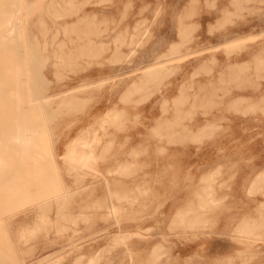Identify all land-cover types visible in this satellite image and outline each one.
<instances>
[{"label": "rangeland", "instance_id": "rangeland-1", "mask_svg": "<svg viewBox=\"0 0 264 264\" xmlns=\"http://www.w3.org/2000/svg\"><path fill=\"white\" fill-rule=\"evenodd\" d=\"M21 2L11 36L37 50L28 90L52 95L39 155L57 182L0 180V264H264V0ZM59 176L69 198L46 205Z\"/></svg>", "mask_w": 264, "mask_h": 264}, {"label": "bare ground", "instance_id": "bare-ground-1", "mask_svg": "<svg viewBox=\"0 0 264 264\" xmlns=\"http://www.w3.org/2000/svg\"><path fill=\"white\" fill-rule=\"evenodd\" d=\"M21 1L22 0H0V152L1 150L5 149L10 155L9 166L6 167V169H4L1 166V164L3 165V163H1L2 156L0 153V163H1L0 164V176H2V179L0 180H3V177H6V178L10 177L13 187H16L18 191L22 190V192L21 191L19 192L23 193L26 190L28 191L29 188L33 189L37 187L38 189V187L42 188V185L44 187H47L51 182H53V179L55 176H53V173H47L44 176H42V170H41L42 169V157H40L39 155L42 152V143H44V140L42 138V133L48 132L49 130L48 126H46L45 124H47L52 118V114L49 111V105L52 100V97H51L52 95L45 94V93L40 94L38 92H30L28 90L30 80L34 82L38 80H42V74L40 76H36V78H33L27 73V70L23 69L24 64L27 62V60L28 62H30V60L32 62L38 60L37 50L32 45L33 48H31V54L27 53L22 46L20 36L16 35L13 38L11 36L12 34L11 32H13V29L19 23V21L17 20V17L20 16L19 6L22 4ZM69 29H71V27ZM73 29H75V26L73 27ZM15 34H16V31H15ZM184 35L186 37L185 30H184ZM197 43L199 44V42ZM261 45H264V43L263 44L261 43ZM232 46L233 45H230V47ZM259 48L260 47H258V49ZM258 49L256 48V50ZM78 50H81V49H78ZM263 51H264V46L262 47L261 52ZM172 52L169 53V55H171ZM28 56H29V59H27ZM198 56L200 57V54ZM260 56H261V53H260ZM207 58L208 57H205L204 59H207ZM212 59L214 58L212 57ZM212 59L210 58L209 60H212ZM227 60L229 61V59ZM206 61H208V59ZM205 63H208V62H205ZM197 66L199 67V64ZM203 66L201 65L200 69H203ZM206 66H204V68ZM158 67L159 66H150L146 68L140 77L141 78L150 77L151 75H153L154 73L158 71L159 69ZM235 68L236 66H232L229 64L228 68L223 71L221 70L222 68L220 66L219 69L221 71L219 75L217 74L218 77L215 76L207 80L209 85L206 86V83H207L206 81H205L206 83L204 82L205 84H203L201 80L197 81V92L199 93L200 91L201 93V91H204L206 94L207 93H210L212 95L213 94L215 95L216 93L218 94L217 90L219 87H217L216 85H219L220 81L224 78V76L231 74L235 70ZM169 69L170 68H168V70ZM237 69L239 70V68ZM193 73H192L193 75L196 74L195 71ZM68 91H71V90H68ZM197 125H199V123L189 125V126H184V127L187 128V130L189 129L190 131V130H194L197 127ZM140 132H142V130H137L136 133H140ZM136 133L130 135V137H128L127 140L129 142L132 140L133 141L138 140L139 137L137 136ZM100 141H101L100 135H95V136L93 135V138L84 140L81 143L82 146L77 155V158L80 161V163L82 164L87 163V159H89L90 157L94 155L93 153L95 152L96 145ZM73 144H74V141L68 144L67 152L63 155V158H65V155L67 156L71 155L73 151V146H74ZM58 159H59V154L56 151H54V156H53L54 165L59 170L60 165H59ZM58 178H59V182L61 183L62 187L59 189V191H53L52 193L53 195H49V196L47 195L48 197H45V199H48L45 202L46 205H47V202L48 204L49 203L51 204V200L54 202L55 201L59 202L60 200H64L66 197L69 198V196H67L68 194L67 185L63 183V180H61L62 178H60V176ZM56 180L57 179H54V181ZM19 192H17L18 193L17 196L21 195L19 194ZM14 196L16 195L14 194ZM18 199L20 198H17V200ZM41 205H42V201L38 203V206H41ZM17 209L18 208H16V210ZM39 211H42V210H39ZM7 218H10V217H7ZM10 221L12 222V220ZM245 227L247 229V232L249 233L251 232L253 225L251 226V224L247 223ZM155 250H158V249L155 248ZM154 252L155 251H153V253ZM152 256H154L153 260H155L156 253L155 255L153 254ZM97 257H98V254H97ZM157 257L159 258V256ZM88 263L89 262H87V264Z\"/></svg>", "mask_w": 264, "mask_h": 264}]
</instances>
